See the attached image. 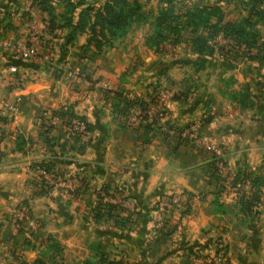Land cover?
Returning <instances> with one entry per match:
<instances>
[{
    "label": "crops",
    "instance_id": "obj_1",
    "mask_svg": "<svg viewBox=\"0 0 264 264\" xmlns=\"http://www.w3.org/2000/svg\"><path fill=\"white\" fill-rule=\"evenodd\" d=\"M7 1L15 0H0V97L15 102L17 111L0 112V263L13 264L21 246L17 257L25 264L41 249L51 260L55 254L53 264H90L100 254L126 264H186L192 254H213L219 237L227 245V264H264V52L224 59L193 50L190 36H180L174 51L161 53L148 44V21L140 20L111 44L83 56V31L70 26L49 31L46 12L27 0H16V9L7 10ZM216 4L222 20H239L245 12L240 0ZM259 6L264 12V0ZM255 28L264 39V22ZM49 38L52 50L45 42ZM30 41L36 42L37 54L19 55L15 46ZM9 64L16 66L19 80ZM154 81L172 92L167 121L173 126L206 114L201 132L221 146L220 169L215 156L188 140L125 126L102 87L106 82L112 90L144 95ZM59 105L91 124L85 137L62 147L56 129L43 134L40 127L41 115ZM39 160L83 176L86 187L76 196L58 188L34 194L32 164ZM234 176L259 179L252 188L260 202L251 212L235 206L249 184L225 185ZM100 184L120 189L135 203L133 222L119 226L106 215L93 216V187ZM182 190L199 199L185 214L172 216V232L157 235L150 205ZM22 201L40 221L29 241L9 217L10 206Z\"/></svg>",
    "mask_w": 264,
    "mask_h": 264
},
{
    "label": "trees",
    "instance_id": "obj_2",
    "mask_svg": "<svg viewBox=\"0 0 264 264\" xmlns=\"http://www.w3.org/2000/svg\"><path fill=\"white\" fill-rule=\"evenodd\" d=\"M27 1L29 5H35L39 8V10L46 12L48 18L45 21V26L49 31L64 26L73 27L74 32H81L88 28L89 35L87 36L86 41L79 46L81 50L88 49V46L90 45L95 47V49H99V47L103 45L102 43H100V40L93 35H109L111 37L110 39H112L121 36L125 32L127 27L131 24V22L144 20L145 18V14L141 10V4L138 0H106L100 7L95 9H93L91 3L85 2L84 0ZM240 1L242 4H244L243 8L245 12L239 20H222V12L219 6L216 4V0L211 3L206 1H195L192 2L191 5H188V7L182 8L181 6H179L180 8H176L174 11L173 9L170 10L161 8L156 13L153 19L154 30L153 34L151 35L152 41L159 42L160 40L169 37L172 42L176 43L180 39L181 30L187 28L191 31V33H194L190 37V40L193 50L197 52H205L208 54L214 52L218 53L220 49L219 46L214 47L211 43L208 42V40L213 38L216 33H220L223 36H229L235 39L239 43H243L245 49L242 51V54H244L247 58L255 56L257 53H262L264 52V39L260 37L255 28V24L257 21L264 22V12L259 6L262 0ZM15 3H17L16 0ZM6 7L8 10V6ZM168 17H171L170 22H168L167 20ZM211 17L214 18V21L210 20ZM169 23L170 25H168ZM95 26H97L99 35L94 33ZM168 33L170 34L168 35ZM55 35L56 34H52L51 36L54 37ZM51 38L45 39V42L49 49L52 50L54 44ZM147 41H151L149 37L147 38ZM107 44H110V42H107ZM157 87V81L150 83L148 90L144 95L151 98L152 91H154ZM108 92V90H105V97H108ZM144 95H137L130 90H112L110 94L111 108L115 112H121L124 111L128 105L136 104L140 107H144V105L146 104V100L143 98ZM171 97L173 96L171 95ZM51 112L58 115L78 116L84 119V117L74 114L72 110L65 105H59L56 108H52ZM40 127L43 134L54 128L57 130V137L60 139V137L62 136V132L58 126H54L53 124L47 122L46 115H41ZM173 127L178 128L177 126ZM90 128L91 124L89 122H86V133H88ZM152 129H154V127L150 124V122L146 121L141 122L140 126L136 128V130ZM64 145H66V142L61 141L60 146L62 147ZM36 162H39L46 169H62L47 160H39ZM244 178L245 176H234L230 181L233 185H237L239 187V183L243 182ZM81 180L85 188L86 179L81 176ZM258 182L259 179L257 178V176L250 177L247 180V183L250 186L249 191L245 193V191L241 189V191L237 195V198L235 199V206L243 211L250 212L258 206V203L260 202L259 194L257 193L256 188H252L256 186ZM41 184H44L45 186L43 187L38 184H33L34 194H44L49 192L52 188L50 184ZM99 186L105 194L111 197H115L117 200L115 202L110 200L103 201L99 196H97L94 204L90 206V210L93 216L101 217L102 215H106L119 226H124L130 222H133V219L130 215L134 212L136 213L135 203L133 202L131 207L121 206L119 201L121 199L129 198L127 195L123 194L120 189L109 188L105 184H100ZM182 192L187 191L182 190ZM124 210L125 214H121V212ZM188 210L189 206L186 205L181 210L180 216L188 212ZM153 229L157 235H167L175 229V224L168 221L167 219H164L160 225L153 224ZM218 242L219 239L217 238L214 253H216L218 249ZM226 250L227 245H224L223 251L226 252ZM194 256L203 258L206 255L195 253L192 254V257ZM38 259L39 256L34 258L31 264H35L36 262L40 261V259ZM191 259L192 258L189 257L186 264H190ZM102 262H104L105 264H126L125 259L123 258L108 259L102 254L99 255L96 262H90V264H101ZM21 264L24 263L21 262ZM221 264H227V256L225 257L224 262Z\"/></svg>",
    "mask_w": 264,
    "mask_h": 264
},
{
    "label": "built area",
    "instance_id": "obj_3",
    "mask_svg": "<svg viewBox=\"0 0 264 264\" xmlns=\"http://www.w3.org/2000/svg\"><path fill=\"white\" fill-rule=\"evenodd\" d=\"M214 47L219 46L218 55L226 59H234L237 57H245L242 51L245 49L243 43L237 42L235 39L229 36H223L220 33H216L213 38L208 40ZM173 47V45H171ZM16 52L24 57L33 56L37 54V44L36 42L30 41L28 44L16 45ZM253 50V49H251ZM8 71L14 74V80L20 79V74L17 73L16 66L9 64L7 66ZM68 74H75V69H68ZM102 87L108 90L111 94V86L103 82ZM152 97L143 96L146 100L144 107H140L136 104L128 105L124 111L116 112L122 116L123 124L125 126H130L137 128L140 126L141 122L146 121L155 128L159 129L166 136H173L176 141L188 140L194 146L203 148L209 151L213 156L216 157L217 166L220 169L223 165V151L221 146L204 136L201 132V126L204 122L206 114L196 117L184 126L175 128L167 122V102L170 99L172 92L166 90L165 88L158 86L151 93ZM56 108V107H55ZM17 111V104L5 97H0V112H8L14 114ZM44 115L47 117V122L58 126L62 132L60 141H65L66 144L75 143L77 140L86 136V120L78 116H67L58 115L51 112V109L45 111ZM215 117V116H214ZM34 170V175L32 177V184L41 183L50 184L52 188H58L61 191L68 193L70 195H78L83 189L84 184H82L81 176L69 172L65 169L56 170L55 168L46 169L39 162L32 164ZM247 181L239 183V186H245ZM226 186L239 188L237 185H233L230 179H226ZM99 196L101 200H110L115 202L117 199L115 197L108 196L103 192L99 185L93 187V203L95 199ZM199 197L197 193H187V192H169L163 194L157 199V206L155 207V214L150 216L153 224L160 225L164 219L171 222L172 216H180L181 210ZM121 206L131 207L132 200L121 199ZM11 223L17 230H24L27 233H31L37 226L36 221L30 217L29 208L26 204H15L11 209ZM226 245L223 239H219L217 244V251L211 255H206L203 258L192 257L191 263L194 261L202 260L204 264H221L224 262L227 256L226 252L223 251V246Z\"/></svg>",
    "mask_w": 264,
    "mask_h": 264
},
{
    "label": "rangeland",
    "instance_id": "obj_4",
    "mask_svg": "<svg viewBox=\"0 0 264 264\" xmlns=\"http://www.w3.org/2000/svg\"><path fill=\"white\" fill-rule=\"evenodd\" d=\"M85 2H89L92 4V7L93 9L95 8H98L100 7L104 1L106 0H84ZM141 4V10L144 12L145 14V18L143 21H148V33H147V38L149 37L151 41H148V44L150 46H152L156 51H159L161 53H167V54H170L172 51H174L172 48H175L176 47V43L179 42L182 37L184 38H188V36H192L194 33H191V31H188L189 29H182L181 32H180V35L182 36L181 39H179L176 43L172 42L171 39L169 37L167 38H164L162 40H160L159 42H155V41H152V38H151V35L153 34V26H154V16L156 15V13L159 11V9L161 8H166V9H173V11L176 9V8H180L179 6H181L182 8L184 7H188V5H191L192 2H201V1H206V2H214V0H138ZM187 1L189 3H187ZM186 3V4H185ZM17 5V3H15L14 1L11 2V3H8V1L6 2V5L5 6H8L11 11H14V6L13 5ZM188 4V5H187ZM12 6V7H11ZM170 16V15H169ZM92 18V17H91ZM90 18V20H91ZM168 22H170L171 20V17H168L167 18ZM135 22V21H133ZM131 22V23H133ZM170 25V23L168 24ZM128 28V27H127ZM127 30V29H126ZM125 30V32H126ZM85 34H86V37H85V41H86V38L87 36L89 35V30L88 28H86L84 31H83ZM125 32L122 34L124 35ZM95 34L99 35V32L97 31V26H95V31H94ZM166 33V32H165ZM170 33H168L169 35ZM121 35V36H122ZM95 37H97V39L100 40V43H102L103 45H101L99 47V49H95V47H93L92 45L88 46V49H90L92 52H96L98 50H100L101 48H103L104 46H107L109 44H107V42H110V44L115 40L117 39L118 37H121V36H118V37H115V38H112L110 39L111 37L109 35H105V36H96V35H93ZM110 39V40H109ZM164 41V42H163ZM173 45V47L171 46ZM167 48V50H165V48ZM88 49H83L80 50L81 52V55H85V54H89V50ZM118 114V113H117ZM119 115V114H118ZM120 117H122L120 115ZM199 197H197L196 199L194 200H198ZM16 204H26L29 208V213H30V217H32L35 221H36V228L34 230L31 231V233H27V231H24V230H18L20 231V233L22 234V238L24 239H28V241L31 239V237L33 236V234L35 233V231L39 228V225H40V221L38 219V216H36L33 212H32V209H31V206L27 203H25L24 201L22 202H19V203H16ZM94 203L92 202L91 205H93ZM157 199L153 201V203L150 205L149 209H150V216L152 214H155V207L157 206ZM191 205V203H190ZM190 205H189V208H190ZM14 205L10 206V208L8 209L9 210V217H10V221H11V213H10V209L13 207ZM221 207L219 205L216 206V209H220ZM189 211V210H188ZM121 214H125V210L121 212ZM126 226V225H125ZM15 228V227H14ZM223 228H227V226L223 227ZM219 238V237H217ZM217 238L215 239V243H216V240ZM216 246V245H215ZM20 249H22V247L20 246L19 249L17 250V253L14 254V256L17 258H15L16 260L15 261H12L11 263L13 264H21L22 260L17 257V256H20ZM41 252H39V259L40 261L36 262L35 264H53V261L56 259V257L54 256L55 254H53L52 256V260H51V257L47 252H45V250L43 251L42 249L40 250ZM196 257V256H194ZM192 258V257H191ZM38 259V260H39ZM73 259V258H72ZM24 263V262H23ZM1 264V263H0ZM25 264V263H24Z\"/></svg>",
    "mask_w": 264,
    "mask_h": 264
}]
</instances>
